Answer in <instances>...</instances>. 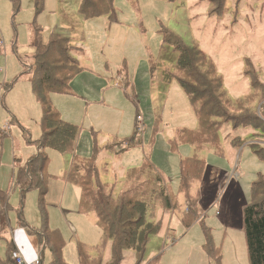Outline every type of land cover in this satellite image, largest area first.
Masks as SVG:
<instances>
[{
	"label": "rangeland",
	"instance_id": "1",
	"mask_svg": "<svg viewBox=\"0 0 264 264\" xmlns=\"http://www.w3.org/2000/svg\"><path fill=\"white\" fill-rule=\"evenodd\" d=\"M80 3L43 0L42 9L36 11L35 0H0V185L7 196L5 209L11 228L19 225L20 209L23 228L42 225L38 191H26L21 206L15 184V158L23 162L37 152L34 140L42 133L40 104L24 65L33 58V26L41 29L44 43L52 33H64L71 41L68 56L77 67L68 83L72 93L54 92L50 98L61 119L77 125L78 135L73 153L44 149L48 158L44 209L48 228L58 229L65 241L62 259L72 264L79 263L77 242L91 257L96 254L94 247L102 242L95 211L79 210L81 189L63 175L72 163L85 173L83 165L91 157L95 165L92 185L107 183L105 193L117 208L122 196H127L123 193L127 169L140 165L145 157L172 193H177L179 162L186 156L228 165L230 179L240 175L247 200L251 182L264 174V158L255 152L264 148L261 120L234 127V121L219 118L223 122L219 128L213 123L204 125L208 137L216 140L217 135V146H175L172 141L177 132L197 129L198 119L196 106L190 104L178 81L165 78L174 73L179 54L177 44L167 40L172 35L179 45L197 46L214 64L226 95L222 99L229 101L225 103L228 110L241 107L237 102L243 99L244 103L248 94L250 108L264 110V0H225L221 8L211 0H112L111 9L96 16H85ZM4 82L13 85L5 91ZM23 127L29 130L32 143L25 141ZM133 136L136 143L130 140ZM200 185L199 180L192 182L190 193L198 192ZM225 186L211 207L196 208L197 220L189 227L182 221L187 215L186 197L177 193V207L164 212L158 232L137 251L124 249L119 264H214L203 247L206 241L220 247V264H249L243 229L224 233L216 216ZM75 199L78 203L72 208ZM4 206L0 202V207ZM151 211L147 217L156 223L163 210L156 207ZM67 220L77 229H60ZM1 226L0 257L5 258L10 228ZM41 249L39 263L50 264L48 247L41 244ZM101 252L94 264L98 259L99 264H109L110 241Z\"/></svg>",
	"mask_w": 264,
	"mask_h": 264
},
{
	"label": "trees",
	"instance_id": "2",
	"mask_svg": "<svg viewBox=\"0 0 264 264\" xmlns=\"http://www.w3.org/2000/svg\"><path fill=\"white\" fill-rule=\"evenodd\" d=\"M213 5L221 8L225 0H211ZM43 0H35V9H42ZM112 7V0H81L79 9L85 16H96L100 13L108 12ZM166 39V38H165ZM169 43L177 44L179 54L173 65V74L167 73L166 79L175 78L183 88L191 105L196 106L198 119L197 129L183 128L173 138L174 145L193 144L194 148H201L204 144L217 146V135L215 138L208 137L205 124L213 123L219 128L223 122L219 118L225 117L233 126L246 125L252 121L261 120L264 123V110L254 111L250 108L249 94L237 103L241 107L228 110L223 100L226 97L222 88L220 76L216 73L214 64L207 59L205 53L194 44L187 46L179 45L176 37L170 36ZM70 38L64 33H52L48 42L44 43L41 37V29L33 26L32 45L34 48L32 62L26 65V70L30 73V83L32 91L41 108L40 126L42 133L36 141L37 152L25 163L16 166L15 184L20 190V205L24 193L31 189H36L39 194L40 215L42 225L38 229H27L41 238L43 248L48 247L51 253L50 264H69L62 259L61 251L64 246V239L58 229H49L47 217L44 209V195L46 193V162L48 160L44 149L46 147L58 150L61 153L74 152L78 135L77 125L61 119L59 112L52 105L51 93L71 94L69 80L77 72L73 59L68 56L70 51ZM175 44V45H176ZM21 60V59H20ZM23 62V60H22ZM24 72V71H23ZM21 72L20 74H22ZM20 74L18 76H20ZM17 76V77H18ZM16 78V77H15ZM13 79L15 81L16 79ZM11 83H7L5 90ZM224 101V102H223ZM136 115V119H139ZM217 119V120H216ZM260 122V121H259ZM25 131L27 142H31L30 134ZM217 131V130H216ZM237 139L239 137H236ZM136 143L135 136L131 139ZM264 150V148H262ZM256 150L262 158L264 151ZM85 173H80V165L71 164L66 172L67 181L73 182L81 189L78 207L81 212L94 210L97 216V225L101 230V240L95 246L93 257L82 244H77L78 264H94L93 260L100 258L104 243L111 242V261L109 264H119L122 251L124 249H134L137 251L144 246L150 235L157 233L161 217L156 223L148 219V214L159 207L164 212L171 211L177 207V193H182L186 197L187 212L183 215L182 221L186 227L191 226V222L196 221V208L199 207L200 193L190 195L192 182L203 177L206 161L196 156H186L179 162V183L177 193L168 190L161 180V173L155 169L153 163L145 157L142 163L133 168H128L124 183L127 196H122L120 208L113 207L114 201L105 193L108 184L98 182L96 187L92 185L90 176L95 167L91 157L84 163ZM106 185V186H105ZM105 186V187H104ZM105 193V194H104ZM249 199L241 207V228L243 229L246 246L247 260L249 264H264V174H258L257 178L251 182ZM0 207V228H9V219L6 212V195H1ZM42 204V205H41ZM20 206V207H21ZM21 210V209H20ZM18 210L20 224L23 225ZM149 211V212H148ZM195 217V220H191ZM188 219V220H187ZM6 228V229H7ZM208 233V228H207ZM7 256L0 257V264H12L10 251L11 242L7 243ZM203 247L207 250L210 261L214 264L221 263L220 247L213 242L206 241ZM100 250V252H99ZM100 259L97 263L99 264ZM40 264V263H39Z\"/></svg>",
	"mask_w": 264,
	"mask_h": 264
},
{
	"label": "crops",
	"instance_id": "3",
	"mask_svg": "<svg viewBox=\"0 0 264 264\" xmlns=\"http://www.w3.org/2000/svg\"><path fill=\"white\" fill-rule=\"evenodd\" d=\"M33 2H34V0H33ZM17 57L19 59H21L19 55H17ZM18 75L15 76L16 78L15 77L14 78L17 79ZM4 83L3 84H4V88H5V87H7V82H4ZM12 85H13V83L10 84L8 89H10L12 87ZM40 118H41V116H40ZM19 126H21V125H19ZM23 128H25V127H23ZM26 130L30 134L29 130L28 129H26ZM22 134H23L25 141L27 142V140L25 138V131H23ZM40 136H41V134H40ZM30 138H31V135H30ZM39 138L34 140L35 145H36V141ZM32 142H33V140L31 142H27V143H32ZM35 153H32L31 155L27 156L23 162H20L22 160V159L20 160V158H15V160L18 164H23L31 156H33ZM204 167H205V170H204L203 177L199 180L201 182V185H200L198 192L200 193V205H202V206L199 205V207L200 208L204 207V206L206 208L211 207V205L214 204L216 199H217L216 198L217 194L221 191L222 187L226 185L224 193H222L223 194L221 197L222 199L219 202V207L217 208L218 213H216V216L219 220L218 222L222 226L221 227V228H223L222 232H224V233L229 229H231L230 231H233V229L241 228V222H242L241 207H242V205L245 204V202L247 201V198H246L245 192L243 191V188L241 187V184H240V181H241L240 175L235 177L236 179H232V178L230 179V177H229L230 173L228 172V165L223 164V163L222 164H207L206 163V166H204ZM67 170L68 169H64L62 171L63 175L66 174ZM15 171H16V169H15ZM65 190H66V187H64L62 201L65 197V192H66ZM46 191H47V188H46ZM19 192H20V190H19ZM198 192H196L195 194H197ZM195 194H190V195H195ZM1 195H5V193L3 191L2 186L0 185V197H1ZM20 197H21V194H20ZM6 200H7V196H6ZM77 203L78 202L75 199L71 203V204H73L72 208L74 206L76 207ZM160 217L163 220V218H164L163 212L160 215ZM73 224L74 223L72 220L71 221L67 220V223L66 222L63 223V228L60 226H59V228L62 230L66 229V231H68L70 229L72 231H74V229H77V228L75 226H73ZM23 226H24V224L22 225L19 223V225L17 224L14 228L13 227L11 228L10 224H9V228H10V240L9 241H11V243H12V249L18 248L19 251L22 253L23 257L27 261L39 260L41 262L43 259V252L44 251L42 249L40 250L41 244L39 242L40 241L39 237L36 234L30 233L29 230H27L29 228V226L26 225L28 227L27 229L25 227L23 228ZM78 243L79 242H77V244ZM160 251H162V250H159V252ZM77 262H78V258H77ZM70 263L71 262H69V264ZM73 264H77V263H73Z\"/></svg>",
	"mask_w": 264,
	"mask_h": 264
},
{
	"label": "built area",
	"instance_id": "4",
	"mask_svg": "<svg viewBox=\"0 0 264 264\" xmlns=\"http://www.w3.org/2000/svg\"><path fill=\"white\" fill-rule=\"evenodd\" d=\"M2 41L0 40V45ZM9 129V126L7 127ZM10 260L12 264H39V260L27 261L18 248H14L10 251Z\"/></svg>",
	"mask_w": 264,
	"mask_h": 264
}]
</instances>
